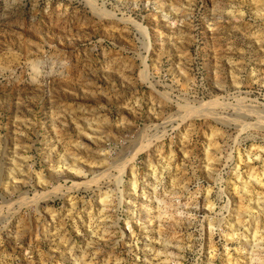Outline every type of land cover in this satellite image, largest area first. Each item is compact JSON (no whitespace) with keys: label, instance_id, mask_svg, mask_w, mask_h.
<instances>
[{"label":"rangeland","instance_id":"rangeland-1","mask_svg":"<svg viewBox=\"0 0 264 264\" xmlns=\"http://www.w3.org/2000/svg\"><path fill=\"white\" fill-rule=\"evenodd\" d=\"M0 264H264V0H0Z\"/></svg>","mask_w":264,"mask_h":264}]
</instances>
